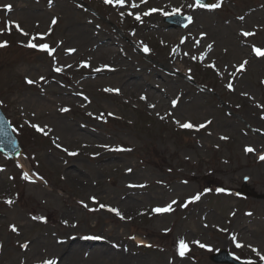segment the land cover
I'll use <instances>...</instances> for the list:
<instances>
[{"label":"rangeland","instance_id":"rangeland-1","mask_svg":"<svg viewBox=\"0 0 264 264\" xmlns=\"http://www.w3.org/2000/svg\"><path fill=\"white\" fill-rule=\"evenodd\" d=\"M1 1L0 43L7 44L0 47V107L31 175L26 179L18 163L0 153V264H43L47 258L66 264L68 254L61 248L69 253L70 238L84 237L93 244L89 251L99 249L106 238L113 243L108 247L112 252L99 260L82 257L75 264H212L209 257L223 250L264 263V201L241 195L242 190L264 195V58L253 53L254 47L264 49V0H215L219 7L214 9L193 0H125L119 10L113 8L115 0ZM173 15H192L194 23L184 31L169 30L164 19ZM69 20L73 25L66 26ZM7 22L22 31L14 25L8 31ZM91 22L94 30L115 40L114 58L125 61L126 84L83 85L94 68L109 64L78 50L62 65L59 79L49 83L52 78L41 76L39 66L49 71L70 31L74 35L68 47L84 36L78 26ZM151 23L172 35L140 33ZM201 35L206 37L198 42ZM84 37L87 47L91 38ZM30 40L54 51L29 47ZM179 46L181 60H171V50ZM245 61L249 71L242 72L234 94L232 79ZM70 83L84 96L72 98L73 103H54L57 117L23 110L22 99L36 98L39 88L48 86L53 100ZM173 101L179 109L170 107ZM62 120L66 134L55 125ZM184 123L194 127L183 128ZM104 146L121 151L109 158L106 164L115 166L106 170L105 156L98 154ZM246 147L254 151L246 152ZM65 164L97 185L84 189L66 181ZM124 168L145 178L144 188L129 193L158 196L183 182L180 202L165 213L153 211L165 208L164 201H151L137 212L123 211L121 204L123 219L111 213L102 196L117 188ZM196 195L200 198L189 202ZM67 212L72 215L69 222L63 218ZM19 213L25 216L22 232L12 230L20 229L12 217ZM243 225L250 229L238 239ZM137 239L151 247L138 246ZM181 239L187 244L183 256L177 246ZM36 240L49 244L48 257L29 252Z\"/></svg>","mask_w":264,"mask_h":264},{"label":"bare ground","instance_id":"bare-ground-1","mask_svg":"<svg viewBox=\"0 0 264 264\" xmlns=\"http://www.w3.org/2000/svg\"><path fill=\"white\" fill-rule=\"evenodd\" d=\"M1 2L2 1L0 0V3ZM123 6L124 5H120L119 3H115V6L113 8L115 10H119V9H122ZM52 12L54 13V11H52ZM69 21L66 22V26L73 25L72 21H70V22ZM153 29L155 31H153ZM139 31H140V33H145V31H146L147 34L151 32L150 34L152 36H155L158 38H166V37L172 35V34H166L157 24L153 25L152 23L150 25L149 24L144 25L143 28H141ZM70 32H71L70 36L66 37V39L63 41L61 47L58 48L59 58H58V60L53 62V66L50 68V70L45 71L43 69V67L39 66V71H40L41 76L49 74V77L52 78L51 82H49V83H55L56 80L59 79V77L63 74V69L65 67H63L62 65L70 63L71 62L70 59H72V54L76 53L78 50L83 55H87L89 53H92V55H94L93 59L101 58L104 60V62H103L104 64H109V65L100 66L98 68H94L91 72V75L88 77H85V80L82 82L83 85L90 86V85H97L99 83H105V82H107V83L114 82V83H116L117 86H121V85L126 84L128 77L124 75V73L126 72V67L124 66L125 61L118 60V59H116V57L114 58L113 48H115V46H116L115 40L108 39V37H104L102 35V33L94 30L92 22L88 23V24L83 23V25L81 27L78 26L77 32L81 33L84 36H88L91 38L89 45L87 47L83 45V42H85L87 40V38L84 36H81L78 33V36L79 37L81 36V38L78 41H75L73 43V45L68 47L66 44L68 42H71L72 35H74V33L72 34V31H70ZM205 37H206L205 35L199 36L198 42L203 41V39H205ZM198 45L199 44H196V46H198ZM209 45H211V48L213 47V43H210ZM180 50H181V46H179L176 50L172 49L171 50L172 55L170 56V59L171 60H173V59L181 60L180 53H179ZM123 58H125V57H123ZM114 63H116V65L111 66ZM90 64H91V62H90ZM56 69H60V71H57ZM242 71H244V73H248L249 66L247 65V63L242 70L237 71L235 73V75L232 79V90H233L234 94L237 93V85H238L239 81L241 80L239 78L243 77V75H244L242 73ZM255 71H259V70H255ZM153 72L157 75L159 73L157 70H154ZM104 75L105 76L109 75L111 77H107V78H103V79L99 80V77L100 76L103 77ZM131 86H136V85H131ZM61 88H63V89L60 91H57L59 93L58 94L59 98H54L53 100H50L53 95L51 94V90L48 91V89H49L48 86H46L45 88H39V91L37 93L36 98H32V97L29 98L28 97L26 99H22L23 110L26 113L31 114L32 116H43V117L49 118V117H52V115H54L57 117V115L55 113H53L54 109L51 107L54 103H55L54 105L66 104L69 102L73 103L72 98L82 99V96H84L83 94H80L79 91L73 89L71 83L68 84L67 87L65 86V87H61ZM116 89H118V88H116ZM42 100H44V101H42ZM74 101L79 103L78 100H74ZM177 109H179V106L177 107ZM60 115L64 116V113H62V114L60 113ZM54 119H57V118H54ZM55 123H56L55 125L58 126L59 128H61V131L64 134H66L67 126L63 122V120L60 122L55 121ZM72 128H73V125H72ZM74 141H76V140L73 139L72 142H74ZM85 147L87 148L86 145H85ZM117 149H119V146L118 147L117 146H104V148L102 150L98 151L99 155L105 156L104 161H103V162H105L104 163L105 164L104 170L108 169L109 167L115 166V164H106V163L112 161L109 158L115 157L116 156L115 154H119L120 150H117ZM163 152L166 153V150H163ZM98 158H101V157H98ZM163 158H166V156ZM17 163L27 173V175H31L30 170H29L28 166L26 165V163L24 162L22 157L17 159ZM55 165L57 166V163ZM98 168H99V166H98ZM63 172L65 173L66 181H68V182L72 181V183L74 185L81 184L84 189H86V185L87 186H92L91 184H93L95 186L97 185L96 181L88 180L86 177H84L82 175L79 176V175H76L75 173H73L74 171L71 170L67 164H65L63 166ZM121 176L122 177H121L120 182L116 183V184H118L117 188H115L114 190H111V192H109L107 195L102 196L103 200H105L108 203L109 208L117 209L119 212L122 211V208L119 207L121 204H123L121 206L124 207L123 211H129V212H137L138 209L142 205L150 204L151 201H152V203H156V202L158 203V202L164 201L166 207L168 205L173 206L175 204V203H173V201L178 202L184 194V189H183L184 183L183 182H181L179 187L177 186L175 188H170L166 192H164L163 194L158 195V196L149 194L148 192H139V193L131 192V193H129L128 192L129 190L144 188V183L142 182L144 175L141 174L139 171L133 172L132 170H126V168H124ZM101 192H103V191H101ZM109 208L107 209L108 211H110ZM110 212L112 213L113 211H110ZM12 217H14L13 219H16L18 221V224L20 226V229L18 228L16 231L22 232L21 229H23L25 227V224L22 223V221L25 219L24 214L19 213V214L12 216ZM71 217H72V215L70 214V212L65 213L63 216V218H66L68 220V222L71 221L70 220V219H72ZM249 229H250L249 225H247V226L243 225V227L240 228L238 231V234H237L238 239H239V237L240 238L246 237V234L249 231ZM94 237H100V236H94ZM97 239H99V238H97ZM99 240H101V239H99ZM103 240H105V242L101 243L99 245V249L89 251V249H88L89 246L93 245L92 242L90 241V238L84 237L82 240L70 238V243H72L70 245V246H72V247H70V249L71 248H73V249H71V251L68 253V251H66V249H64L65 247L63 246V248H61L60 252L62 254H66V253L68 254V256H66L67 257L66 258V264H75L76 262H79V260L82 259V257L86 258V259L99 260V259L104 258V254H109L112 252V251H110L111 249H108V247L109 246L112 247L113 243L110 240H107L106 238H103ZM136 241L139 245H146V243L141 239H137ZM70 243H68V244H70ZM64 244L66 245V241H64ZM177 246H178V244H177ZM257 248L261 249L260 246ZM29 252L34 253L35 256L41 257V256L45 255L46 257H48V255H49V244H42V242H40L39 240H36L34 243V246L29 248ZM120 253L122 254V256L125 259H130V256L128 255V253L125 254V253H122L121 251H120ZM121 254H115V256H119ZM50 259L51 258H47V260H50Z\"/></svg>","mask_w":264,"mask_h":264},{"label":"snow or ice","instance_id":"snow-or-ice-1","mask_svg":"<svg viewBox=\"0 0 264 264\" xmlns=\"http://www.w3.org/2000/svg\"><path fill=\"white\" fill-rule=\"evenodd\" d=\"M106 3H113V0H105ZM116 3H119L120 5H123L125 0H115ZM196 4L197 6H202V7H208V8H216V7H219V4L218 3H213V4H210V5H202L201 4V0H196ZM138 5H136L135 3L132 4V7H137ZM5 8L7 10L10 11V5H6ZM151 11H157L156 9H152ZM177 12H179V10H177ZM131 14V13H130ZM137 19H139V15H137L136 17ZM187 19L189 21H191V17H187ZM53 23H55V21H53ZM15 26L17 28V30H20L22 31V29L19 28V25L18 24H15V22H7L6 26L8 28V31H11V27L12 26ZM24 35H28V33H23ZM244 36H249V35H253V33H243ZM36 37H32V39H35ZM42 38V37H41ZM7 42H3V43H0V47H4L6 46ZM29 47H39L41 50H47L49 51V54H51L52 49H49V46L47 44H40V45H36V44H33L32 41L30 40L28 45ZM209 47V50H211V45L208 46ZM71 51V50H70ZM145 51H148L147 47H145ZM254 51L256 52L257 55H264V51H262L261 49L259 48H255L254 47ZM245 64L247 63L246 61L244 62ZM240 67H243V65H241ZM57 71H60V69H56ZM29 83H33V81H28ZM229 87L231 88V85H229ZM111 91V90H109ZM175 101H173V106H175ZM62 111H67V109H61ZM178 123V122H177ZM181 127L183 128H193L194 126L191 124V123H184L182 125H180ZM33 127H38L36 125H33ZM199 127H204V125H200ZM38 130H41L42 129H38ZM117 150H120V149H117ZM245 151L246 152H252L254 151V149L250 148V147H246L245 148ZM75 154V153H73ZM260 159L261 160H264V155H261L260 156ZM25 178L27 179L28 176L27 174H25ZM222 191V190H221ZM200 197L199 195H196L195 197L191 198V200L189 202H192L193 200H198ZM94 199V198H93ZM6 203H9L11 204L12 201L11 200H7L5 201ZM173 203H175V201H173ZM101 208H104L106 207L105 205H100ZM110 211H113L116 213L117 216H120L121 219H123L124 217L120 214V212L117 210V209H111L109 208ZM171 205H168L167 207L165 208H156V209H153V211L157 212V213H160V212H166V211H171ZM12 230L13 231H16V228L15 226H12ZM233 239H235V237H233ZM196 243H199V242H196ZM201 247H206L205 245H200ZM26 247V245L24 246ZM178 247H179V253L181 256L184 255V253L187 251V244L185 243V241L183 239L179 240V244H178ZM237 247H242V245H239L237 244ZM261 259H264V257H261ZM43 264H57V261L55 259L53 260H46L43 262Z\"/></svg>","mask_w":264,"mask_h":264},{"label":"water","instance_id":"water-1","mask_svg":"<svg viewBox=\"0 0 264 264\" xmlns=\"http://www.w3.org/2000/svg\"><path fill=\"white\" fill-rule=\"evenodd\" d=\"M4 137H8V130L5 124L3 123L2 119L0 118V148L4 150L6 149L9 150L10 146L14 147V144H12L11 141L8 139L5 140ZM226 257H227L226 253H223L221 256L213 257L212 260L217 264H240Z\"/></svg>","mask_w":264,"mask_h":264}]
</instances>
